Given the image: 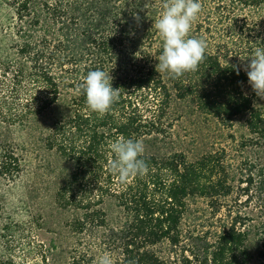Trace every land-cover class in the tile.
<instances>
[{
  "label": "trees",
  "instance_id": "obj_1",
  "mask_svg": "<svg viewBox=\"0 0 264 264\" xmlns=\"http://www.w3.org/2000/svg\"><path fill=\"white\" fill-rule=\"evenodd\" d=\"M146 2L0 0V122L36 135L66 167L61 231L45 247L0 220V264H30L31 246L35 264H60L61 253L94 264L105 251L116 264H264V99L240 59L264 46V0H201L191 35L206 40L205 60L179 79L156 71L162 0ZM96 69L120 89L104 116L77 91ZM194 114L227 143H180L174 124ZM119 136L142 140L149 165L127 183L108 167ZM20 170L4 147L0 176Z\"/></svg>",
  "mask_w": 264,
  "mask_h": 264
},
{
  "label": "clouds",
  "instance_id": "obj_2",
  "mask_svg": "<svg viewBox=\"0 0 264 264\" xmlns=\"http://www.w3.org/2000/svg\"><path fill=\"white\" fill-rule=\"evenodd\" d=\"M150 6L147 0L145 8ZM202 10L201 0H162L161 12L154 20L153 28L162 39V52L156 57V71L165 73L172 79H179L185 73L195 72L204 62L207 42L202 37L191 35L192 26ZM137 23L140 17H134ZM258 43L250 58L243 65L248 84L257 97L264 99V46ZM237 74L240 69L236 68ZM110 72L101 69L91 70L82 77L77 91L85 96L87 108L99 116L107 114L119 101L120 89L112 86ZM112 158L108 161L109 170L121 183H127L137 176H144L149 165L143 155L145 146L142 140L117 137L109 145ZM94 264H116L112 253L105 251ZM131 264V262H129Z\"/></svg>",
  "mask_w": 264,
  "mask_h": 264
},
{
  "label": "rangeland",
  "instance_id": "obj_3",
  "mask_svg": "<svg viewBox=\"0 0 264 264\" xmlns=\"http://www.w3.org/2000/svg\"><path fill=\"white\" fill-rule=\"evenodd\" d=\"M217 129V123L199 114L179 118L174 124L175 137L188 148L204 145L205 141L225 145L227 134L220 136ZM34 136L21 129L9 131L0 122V154L4 147H12L21 159L20 172L0 176V220L22 223L27 243L30 238L34 243L43 241L48 247L64 222L65 214L55 201V190L66 167L54 151H48ZM32 247H27L25 257L35 264L39 260ZM61 254L60 264H67L66 254Z\"/></svg>",
  "mask_w": 264,
  "mask_h": 264
}]
</instances>
